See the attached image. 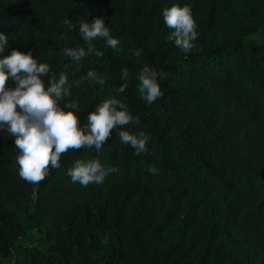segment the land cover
<instances>
[{"label": "trees", "instance_id": "1", "mask_svg": "<svg viewBox=\"0 0 264 264\" xmlns=\"http://www.w3.org/2000/svg\"><path fill=\"white\" fill-rule=\"evenodd\" d=\"M173 4L189 5L196 20L191 54L168 39L162 12ZM96 17L118 47L98 40L100 58L63 57L65 46L86 47L79 24ZM0 32L4 54L31 50L70 83L89 70L107 77L103 87H73L82 126L117 95L127 67L129 86L117 98L140 124L124 130L149 136L136 155L115 129L101 150L69 151L29 184L14 137L0 131V264H264V0H0ZM144 64L166 73L152 104L135 90ZM79 158L119 172L82 187L67 174ZM31 230L35 241L21 242Z\"/></svg>", "mask_w": 264, "mask_h": 264}, {"label": "clouds", "instance_id": "2", "mask_svg": "<svg viewBox=\"0 0 264 264\" xmlns=\"http://www.w3.org/2000/svg\"><path fill=\"white\" fill-rule=\"evenodd\" d=\"M162 16L164 24L172 30L168 39L182 52L191 54L195 48L193 42L198 38L191 7L173 4L163 9ZM64 23L69 31L75 27L67 19ZM78 31L86 47L65 46L61 50V55L73 63L84 57H102L103 52L96 48L95 41L103 40L112 49L119 45L118 38L112 36L101 17L94 18L91 23L82 20ZM59 39L66 40L67 37L62 34ZM8 44V36L0 32V131H7L14 137L21 179L29 184L42 183L50 170L61 167L62 156L82 148L101 150L115 129H121L118 132L121 143L133 147L136 155L148 151V135L143 131L124 130L127 125L140 124L139 117L131 113L126 101L117 98L129 86L127 67L121 69L123 83L111 90L117 95L109 94L99 102L82 126L78 101L68 99L73 87L79 88L85 82L103 87L107 77L89 70L85 76L70 83L66 72L57 75L49 63L40 62L31 50L23 52L13 48L4 54ZM133 54L140 57L141 52L137 49ZM135 78L138 81L135 90L141 100L152 104L163 97L159 80L166 78V73L144 64ZM9 81L15 86L9 87ZM118 172V168L105 166L98 158H79L67 174L73 183L87 188L91 184H102L110 174ZM149 172L156 174L158 169L152 166Z\"/></svg>", "mask_w": 264, "mask_h": 264}, {"label": "rangeland", "instance_id": "3", "mask_svg": "<svg viewBox=\"0 0 264 264\" xmlns=\"http://www.w3.org/2000/svg\"><path fill=\"white\" fill-rule=\"evenodd\" d=\"M36 238H37V234L35 230H31L25 235L24 239H22L21 242L32 243L35 241Z\"/></svg>", "mask_w": 264, "mask_h": 264}]
</instances>
